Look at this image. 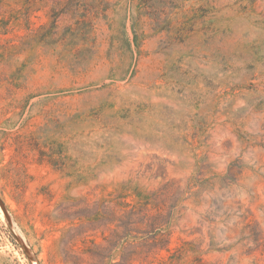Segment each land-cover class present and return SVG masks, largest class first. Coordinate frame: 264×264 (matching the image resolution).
Wrapping results in <instances>:
<instances>
[{"label": "rangeland", "instance_id": "374dc122", "mask_svg": "<svg viewBox=\"0 0 264 264\" xmlns=\"http://www.w3.org/2000/svg\"><path fill=\"white\" fill-rule=\"evenodd\" d=\"M0 264H264V0H0Z\"/></svg>", "mask_w": 264, "mask_h": 264}]
</instances>
